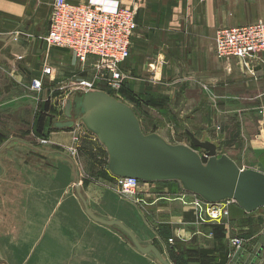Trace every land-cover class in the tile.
Returning a JSON list of instances; mask_svg holds the SVG:
<instances>
[{
  "label": "crops",
  "instance_id": "obj_1",
  "mask_svg": "<svg viewBox=\"0 0 264 264\" xmlns=\"http://www.w3.org/2000/svg\"><path fill=\"white\" fill-rule=\"evenodd\" d=\"M43 1L46 15L54 0ZM92 1L107 8L125 6L137 11L138 29L125 70L128 85L144 100L138 103L144 130H156L165 137L174 134L177 123L183 121L188 126L186 131L203 134L205 123L214 121V104L227 105L234 119H241L253 106L264 112V54L239 62L221 60L215 52L218 30L264 21V0ZM39 2L0 0V120L11 116L6 108V89L12 79L5 73L13 76L17 71L12 54L23 55L24 62L28 55L27 36L16 42L11 33L37 23L39 17L34 11ZM15 80L20 84L22 79ZM161 100L172 109L179 105V118L170 109L164 113L152 108L161 105ZM204 105H212L211 117L206 120L200 116L207 109ZM150 107L161 112V118L147 113ZM6 130L9 127L4 124ZM76 135L71 128H56L50 141L67 149ZM46 148L35 149L70 158L62 150ZM228 154L237 159L235 154ZM3 159L0 264H161L153 254L138 250L119 227L97 222L86 213L76 185L69 190L72 177L66 165L55 175H47L22 163L15 174L21 186L14 193L2 185L11 182L17 164L6 155ZM82 190L96 214L123 222L141 243L155 245L171 264H249L256 255V244H248L253 238L245 236L247 251L234 260L231 238L253 225L250 213L237 203L230 207L229 216L213 219L208 211L195 210L193 194L178 181L145 182L131 199L120 195L115 181L101 178Z\"/></svg>",
  "mask_w": 264,
  "mask_h": 264
},
{
  "label": "rangeland",
  "instance_id": "obj_2",
  "mask_svg": "<svg viewBox=\"0 0 264 264\" xmlns=\"http://www.w3.org/2000/svg\"><path fill=\"white\" fill-rule=\"evenodd\" d=\"M88 1L93 2L92 0ZM52 3L49 6L51 12L49 10L45 15L44 12L47 7L45 8L44 1L40 0L34 11V14L39 17L37 23L29 25L25 31L16 30L11 33L13 41L18 42L21 36H27L28 39L27 61L24 62L25 57L23 55L12 54V65L17 71L13 73V76L5 73L7 78L12 79L11 86L6 89L8 93L6 94L8 102L6 108L9 109L11 116L8 119L0 120V162L6 155L17 164L11 182H5L2 186L14 193L21 186L16 182L17 177H15V174H18V167L22 163H27L33 170L47 175H55L61 166L66 165L69 171L68 174L72 177L70 191L74 190L78 182L81 183L83 189L91 182L100 180L99 172L107 169L108 153L106 148L82 124H75V128H71L76 130L77 135L73 139V145L67 149L53 146L50 141L51 135L56 131L55 122L66 118L63 109L68 98H74L77 94H82L86 90H104L129 104L137 116H142V110L138 103L140 101L144 102V100H142V97H138L128 85L127 78L129 76L125 70L127 61L123 68L125 73L123 85L119 89H113L105 82L98 80L90 65L81 64L70 49L52 46L45 40L46 21H48V15L51 16ZM46 67H52L54 73H45ZM19 78L22 80L20 84H17L15 79ZM2 90L0 89V95ZM155 92L157 93L156 90ZM157 97L164 98L160 95ZM205 106L208 110L205 109L206 111L203 112L204 117L202 113L200 116L206 120L211 117L212 105ZM152 108H158L164 113H167V109H170L177 118L180 115L179 105L172 109L166 100H163L161 105H154ZM214 109L215 118L212 124L205 123L203 134L195 135L201 140H208L217 144L219 156L229 155L228 153L235 154L237 159L229 156L240 168H253L264 172V112L259 110L261 107L253 106L247 109L241 119L232 118L233 112L229 111L230 109L225 104H214ZM147 113L157 119L161 118V112H156L151 107ZM4 124L9 127L6 132L3 131ZM187 127V124L179 121L175 128L176 132L174 134L167 133L164 138L173 144H185L194 147L186 131ZM193 127L196 128L195 124ZM144 131L148 133L157 132L156 130L151 131V129L149 131L148 128ZM18 140H23L29 145L23 144V141L22 143L17 142ZM40 146H48L49 148L46 149L50 151L53 148L62 150L68 153L70 158L60 153V155L40 153L35 149ZM195 149L203 156L204 160L207 159L204 149L199 147H195ZM121 196L131 199L124 195ZM235 204V201L230 204L229 209ZM250 215L252 217V227L239 231V236H237L243 238L244 242L246 240L245 236H250L251 240L253 238L251 243L248 244H256L254 254L257 255L261 246L264 245V208H260L250 213ZM257 234L258 236L255 237ZM237 236H233L231 240ZM245 248L244 244L242 250L238 252L233 248L234 260L247 251ZM263 255L264 252L261 257ZM260 259L258 258L257 262ZM234 262L232 264H235ZM263 262L264 257L260 264Z\"/></svg>",
  "mask_w": 264,
  "mask_h": 264
},
{
  "label": "water",
  "instance_id": "obj_3",
  "mask_svg": "<svg viewBox=\"0 0 264 264\" xmlns=\"http://www.w3.org/2000/svg\"><path fill=\"white\" fill-rule=\"evenodd\" d=\"M59 130L82 124L108 153L107 169L114 177H135L143 182L178 181L184 189L210 203L234 200L247 213L264 208V172L242 169L227 154L218 155L214 142L187 131L194 147L168 142L158 132H145L134 109L104 90H86L68 98ZM205 150L203 156L195 149ZM76 191L86 213L95 221L119 227L142 253L153 254L161 264H171L153 244H143L123 222L96 214L81 183ZM264 252L261 246L251 264ZM264 264V262L262 263Z\"/></svg>",
  "mask_w": 264,
  "mask_h": 264
},
{
  "label": "built area",
  "instance_id": "obj_4",
  "mask_svg": "<svg viewBox=\"0 0 264 264\" xmlns=\"http://www.w3.org/2000/svg\"><path fill=\"white\" fill-rule=\"evenodd\" d=\"M137 29V11L134 8H107L90 1L54 0L45 40L52 46L70 49L81 64L90 65L98 80L119 89L125 79L123 68L131 55ZM216 54L221 60L242 62L259 58L264 54V21L220 29L216 38ZM44 71L54 73L52 67H46ZM143 183L135 177H116L115 180L119 193L130 198L137 195ZM193 196L195 210H206L213 219L229 216V206L234 202L210 203L196 194ZM173 241L171 238L170 242ZM243 242V238L237 236L231 240V245L238 252L242 250Z\"/></svg>",
  "mask_w": 264,
  "mask_h": 264
},
{
  "label": "trees",
  "instance_id": "obj_5",
  "mask_svg": "<svg viewBox=\"0 0 264 264\" xmlns=\"http://www.w3.org/2000/svg\"><path fill=\"white\" fill-rule=\"evenodd\" d=\"M98 176L104 180L107 181H115L116 177H114L112 174H110V172L108 171V169L102 170L99 172Z\"/></svg>",
  "mask_w": 264,
  "mask_h": 264
},
{
  "label": "bare ground",
  "instance_id": "obj_6",
  "mask_svg": "<svg viewBox=\"0 0 264 264\" xmlns=\"http://www.w3.org/2000/svg\"><path fill=\"white\" fill-rule=\"evenodd\" d=\"M261 261V260H260ZM260 261H259V263H260Z\"/></svg>",
  "mask_w": 264,
  "mask_h": 264
},
{
  "label": "flooded vegetation",
  "instance_id": "obj_7",
  "mask_svg": "<svg viewBox=\"0 0 264 264\" xmlns=\"http://www.w3.org/2000/svg\"><path fill=\"white\" fill-rule=\"evenodd\" d=\"M261 257V256H260ZM260 257H258V258H260Z\"/></svg>",
  "mask_w": 264,
  "mask_h": 264
}]
</instances>
